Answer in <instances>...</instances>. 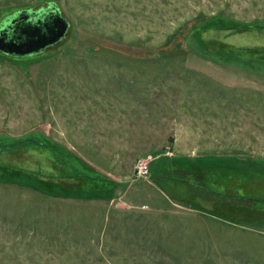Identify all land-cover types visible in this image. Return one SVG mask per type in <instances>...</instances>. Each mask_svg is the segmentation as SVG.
I'll return each instance as SVG.
<instances>
[{"label": "rangeland", "instance_id": "obj_1", "mask_svg": "<svg viewBox=\"0 0 264 264\" xmlns=\"http://www.w3.org/2000/svg\"><path fill=\"white\" fill-rule=\"evenodd\" d=\"M53 7L61 39L0 50V264H264V0H0V23Z\"/></svg>", "mask_w": 264, "mask_h": 264}, {"label": "water", "instance_id": "obj_2", "mask_svg": "<svg viewBox=\"0 0 264 264\" xmlns=\"http://www.w3.org/2000/svg\"><path fill=\"white\" fill-rule=\"evenodd\" d=\"M67 28L66 20L56 7L21 10L0 25V50L7 54L26 55L58 41Z\"/></svg>", "mask_w": 264, "mask_h": 264}, {"label": "built area", "instance_id": "obj_3", "mask_svg": "<svg viewBox=\"0 0 264 264\" xmlns=\"http://www.w3.org/2000/svg\"><path fill=\"white\" fill-rule=\"evenodd\" d=\"M150 167L147 161H140L136 167L137 178H144L149 175Z\"/></svg>", "mask_w": 264, "mask_h": 264}, {"label": "trees", "instance_id": "obj_4", "mask_svg": "<svg viewBox=\"0 0 264 264\" xmlns=\"http://www.w3.org/2000/svg\"><path fill=\"white\" fill-rule=\"evenodd\" d=\"M52 2V1H51ZM53 3V2H52ZM50 5V4H49ZM11 17H9L7 20H9ZM7 20H5V21H7ZM5 21H2L1 23H0V25H2ZM205 50H207V48L205 49Z\"/></svg>", "mask_w": 264, "mask_h": 264}]
</instances>
